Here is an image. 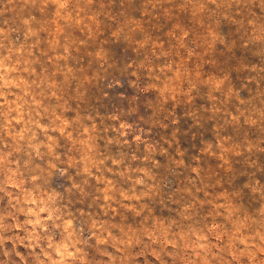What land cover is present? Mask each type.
I'll return each instance as SVG.
<instances>
[{
	"label": "rangeland",
	"instance_id": "1",
	"mask_svg": "<svg viewBox=\"0 0 264 264\" xmlns=\"http://www.w3.org/2000/svg\"><path fill=\"white\" fill-rule=\"evenodd\" d=\"M0 264H264V0H0Z\"/></svg>",
	"mask_w": 264,
	"mask_h": 264
}]
</instances>
